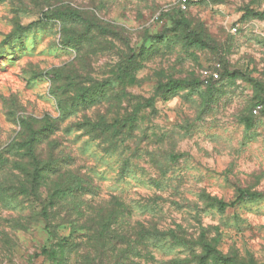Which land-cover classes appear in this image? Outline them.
I'll return each instance as SVG.
<instances>
[{
  "label": "rangeland",
  "instance_id": "374dc122",
  "mask_svg": "<svg viewBox=\"0 0 264 264\" xmlns=\"http://www.w3.org/2000/svg\"><path fill=\"white\" fill-rule=\"evenodd\" d=\"M182 1L0 0V264H264V0Z\"/></svg>",
  "mask_w": 264,
  "mask_h": 264
},
{
  "label": "built area",
  "instance_id": "2783aa9c",
  "mask_svg": "<svg viewBox=\"0 0 264 264\" xmlns=\"http://www.w3.org/2000/svg\"><path fill=\"white\" fill-rule=\"evenodd\" d=\"M181 6L183 7V9H186L187 8V0H183L181 3ZM202 74L206 80L214 81V80L219 79L218 74L214 73V72L204 71ZM205 83L209 84L207 81Z\"/></svg>",
  "mask_w": 264,
  "mask_h": 264
},
{
  "label": "trees",
  "instance_id": "16d2710c",
  "mask_svg": "<svg viewBox=\"0 0 264 264\" xmlns=\"http://www.w3.org/2000/svg\"><path fill=\"white\" fill-rule=\"evenodd\" d=\"M37 173V172H36ZM36 173H35V175H36ZM38 181V177H34V180H33V183L34 182H37ZM245 194V193H244ZM244 197H249L248 195H244ZM216 206H218V207H225L226 206V204L225 203H223V202H219Z\"/></svg>",
  "mask_w": 264,
  "mask_h": 264
}]
</instances>
